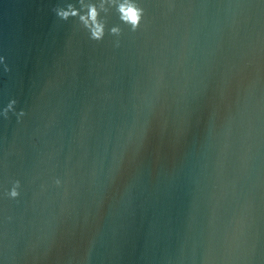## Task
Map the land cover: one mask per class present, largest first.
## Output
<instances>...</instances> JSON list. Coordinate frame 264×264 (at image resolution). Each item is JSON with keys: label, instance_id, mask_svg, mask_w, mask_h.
Instances as JSON below:
<instances>
[{"label": "water", "instance_id": "obj_1", "mask_svg": "<svg viewBox=\"0 0 264 264\" xmlns=\"http://www.w3.org/2000/svg\"><path fill=\"white\" fill-rule=\"evenodd\" d=\"M0 264H264V0H0Z\"/></svg>", "mask_w": 264, "mask_h": 264}, {"label": "clouds", "instance_id": "obj_2", "mask_svg": "<svg viewBox=\"0 0 264 264\" xmlns=\"http://www.w3.org/2000/svg\"><path fill=\"white\" fill-rule=\"evenodd\" d=\"M119 11L121 13V18L124 21L130 23L133 27H135L138 24L140 19V10L138 8H136L131 4L124 3L119 6ZM60 14L63 16L68 15L67 12H61ZM72 14H75V12H73ZM96 16H97V12L95 7L90 6L88 11V18L91 19L94 25V27L92 28V35L94 38L98 39L102 35V25L96 22ZM81 19L84 20L85 17L82 16ZM85 22L87 23V20H85ZM113 31H116V29H113ZM11 195L13 196L16 195L15 190L12 191Z\"/></svg>", "mask_w": 264, "mask_h": 264}]
</instances>
